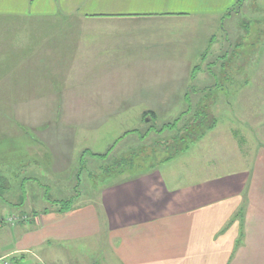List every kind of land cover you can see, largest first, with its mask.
<instances>
[{
    "label": "crops",
    "instance_id": "0c3cea01",
    "mask_svg": "<svg viewBox=\"0 0 264 264\" xmlns=\"http://www.w3.org/2000/svg\"><path fill=\"white\" fill-rule=\"evenodd\" d=\"M233 6L234 0H219L215 7L200 0H1L0 15L9 14L6 18L18 22L19 30L11 33L9 42L15 47L8 65L0 64V70L68 72L74 62H85L87 67L79 66L78 72L97 73L91 83L94 91L74 107H85L80 103L91 102V98L102 102L94 101L90 114L80 115L82 110L74 108L69 119L72 106L68 103L66 108L65 100L60 121L81 133L83 129L96 134L124 109L122 100H111L115 97L108 96L98 83L111 78L113 72L141 71L146 61L162 58L155 46L164 44L158 29L166 22L185 26L196 22L198 14H212L222 23ZM167 37L168 44L174 42L175 37ZM191 38L185 48L195 45L196 35ZM211 39L208 36L206 42ZM129 61L136 63H123ZM125 99L138 102L135 88L126 87ZM142 117L135 118L137 126ZM138 128L122 135L118 143L130 136L140 143L143 137ZM37 136V142L51 147L48 133L41 131ZM98 148L87 147L83 155H99ZM51 150L40 151L45 164L38 165L56 166L51 157H57L58 151ZM235 156L243 164L239 151ZM252 157L249 169L223 168L220 174L207 177L199 175L201 167H196L195 159H188V167L173 160L163 170L151 169L105 185L90 203L77 199L67 211L53 206L44 191L15 204L1 199L0 217L17 213L31 217L0 229V256L16 258L17 264H61L69 255L65 245L102 237L111 251L108 264H264V151ZM29 187V183L23 185L24 195ZM33 200L38 208L30 207Z\"/></svg>",
    "mask_w": 264,
    "mask_h": 264
},
{
    "label": "rangeland",
    "instance_id": "374dc122",
    "mask_svg": "<svg viewBox=\"0 0 264 264\" xmlns=\"http://www.w3.org/2000/svg\"><path fill=\"white\" fill-rule=\"evenodd\" d=\"M218 1L200 3L215 7ZM234 1L235 6L223 16L222 23L212 14H198L196 22L185 26L166 22L158 29L164 44L155 46L162 58L146 61L141 71L130 68L113 72L111 78L98 83L108 96L115 97L111 100H122L119 103L124 109L96 134L83 129L81 133V129L60 121L65 100L66 108L68 103L72 106L69 119L74 108L82 110L80 115L90 114L93 102H102L91 98V102L80 103L85 107H74L94 91L91 83L97 73L78 72L79 66L87 67L85 62H74L68 72L0 70V202L4 199L15 204L44 191L52 203L73 197V202L82 199V203H90L105 185L151 169L160 170L173 160L188 167L190 157L195 159L196 167H201L202 177L220 174L223 168L249 169L252 155L264 151V0H243L239 5ZM8 15H0V64L4 67L15 47L9 42L11 33L19 30L18 22L6 18ZM167 34L175 37L171 44L166 41ZM195 35V45L185 48L190 44L187 38L191 42ZM208 36L211 42H206ZM98 84L94 83L95 88ZM128 86L139 95L136 104L124 100ZM137 117H142L140 126ZM171 124H176L172 130L164 129ZM137 127L143 137L140 143L135 136L118 143L122 135ZM41 131L49 134L51 147L37 142ZM116 141L118 144L105 159L83 155L87 147L98 145L97 151L104 154ZM42 149L58 151L57 157H51L56 166L38 165L45 164ZM238 151L243 164L236 161ZM39 170L46 173L40 174ZM25 183L30 184L27 195L22 191ZM35 204L33 200L30 207L38 208ZM9 216L19 219L15 223L27 222L31 217L18 213ZM65 247L69 255L61 264H108L111 252L102 237Z\"/></svg>",
    "mask_w": 264,
    "mask_h": 264
},
{
    "label": "trees",
    "instance_id": "16d2710c",
    "mask_svg": "<svg viewBox=\"0 0 264 264\" xmlns=\"http://www.w3.org/2000/svg\"><path fill=\"white\" fill-rule=\"evenodd\" d=\"M241 2H243V0H237L238 5L241 4ZM176 124H171L170 126H165V130H172V128H174ZM111 150H109L106 154H92V157L94 158H99V159H105L108 157L109 153ZM73 198H70L69 201L67 202H51L53 206L57 207L60 211H67L72 207L73 204ZM3 218V217H2ZM13 261H15V263H17L16 258H12Z\"/></svg>",
    "mask_w": 264,
    "mask_h": 264
},
{
    "label": "built area",
    "instance_id": "2783aa9c",
    "mask_svg": "<svg viewBox=\"0 0 264 264\" xmlns=\"http://www.w3.org/2000/svg\"><path fill=\"white\" fill-rule=\"evenodd\" d=\"M16 221H19L16 217H10V216H5L3 218H0V229L7 226H13ZM0 264H17L14 263L12 260L9 259V256H4L0 257Z\"/></svg>",
    "mask_w": 264,
    "mask_h": 264
}]
</instances>
